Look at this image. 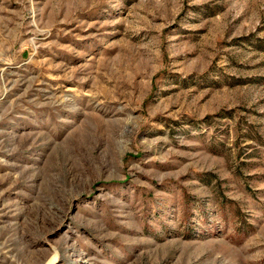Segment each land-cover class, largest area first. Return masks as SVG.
Wrapping results in <instances>:
<instances>
[{
    "label": "rangeland",
    "instance_id": "obj_1",
    "mask_svg": "<svg viewBox=\"0 0 264 264\" xmlns=\"http://www.w3.org/2000/svg\"><path fill=\"white\" fill-rule=\"evenodd\" d=\"M0 264H264V0H0Z\"/></svg>",
    "mask_w": 264,
    "mask_h": 264
}]
</instances>
